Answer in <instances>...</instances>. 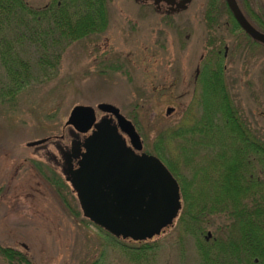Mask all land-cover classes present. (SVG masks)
I'll list each match as a JSON object with an SVG mask.
<instances>
[{
	"label": "rangeland",
	"instance_id": "rangeland-1",
	"mask_svg": "<svg viewBox=\"0 0 264 264\" xmlns=\"http://www.w3.org/2000/svg\"><path fill=\"white\" fill-rule=\"evenodd\" d=\"M26 1L41 7L49 0ZM206 3L191 0L186 9L163 17L150 4L107 0L106 31L72 43L54 79L33 83L14 100L0 103V245L23 251L34 264H89L101 253L108 264H138L85 218L76 197L63 189L80 215L70 212L52 183L58 170L27 143L62 134L69 139L64 125L75 105L108 102L138 123L142 150L152 153L159 131L200 119L197 69L208 55L209 41L220 47L234 106L264 140V44L250 43L234 31L225 12L218 25L207 29ZM249 3L264 17V0ZM167 107L174 108L169 115ZM172 147L176 155V143ZM183 173L191 178L187 170ZM222 221L213 217L208 231L212 234ZM142 242L159 245L155 259L143 264H199L194 238L183 232L179 217L172 227Z\"/></svg>",
	"mask_w": 264,
	"mask_h": 264
},
{
	"label": "trees",
	"instance_id": "trees-1",
	"mask_svg": "<svg viewBox=\"0 0 264 264\" xmlns=\"http://www.w3.org/2000/svg\"><path fill=\"white\" fill-rule=\"evenodd\" d=\"M238 2V1H237ZM107 0H49L33 7L26 0H0V103L14 100L33 83L56 77L62 56L74 42L107 30ZM239 4V2H238ZM242 12L264 33V17L241 0ZM225 12L234 31L242 32L225 0H207L204 11L207 29L219 24ZM201 62L202 115L191 125L161 130L152 144L177 179L184 206L180 226L195 241L199 264H264V140L246 124L234 106L224 79L223 56L216 41ZM135 127L140 130L136 121ZM173 143L178 153L173 154ZM191 174L187 179L183 170ZM52 183L74 215L65 193L66 183ZM220 217L206 240L208 225ZM95 226V225H94ZM119 247L131 262L154 260L159 245L137 242L129 245L95 226ZM4 264H34L23 252L0 245ZM89 264H108L101 253Z\"/></svg>",
	"mask_w": 264,
	"mask_h": 264
},
{
	"label": "water",
	"instance_id": "water-1",
	"mask_svg": "<svg viewBox=\"0 0 264 264\" xmlns=\"http://www.w3.org/2000/svg\"><path fill=\"white\" fill-rule=\"evenodd\" d=\"M152 1L154 5L165 2L169 10L178 11L191 0ZM225 2L242 30L252 40L264 44V33L246 18L237 0ZM97 107L112 113L117 124L110 119L95 122L91 105L77 104L71 109L68 125L79 133L87 132L92 126L94 130L85 139L79 168L73 170L69 164L62 167L64 179L76 194L82 215L94 225L115 238L150 240L177 217L181 209L179 183L159 157L144 151L137 153L143 149V141L119 107L108 102ZM173 110L167 107L165 114Z\"/></svg>",
	"mask_w": 264,
	"mask_h": 264
},
{
	"label": "flooded vegetation",
	"instance_id": "flooded-vegetation-1",
	"mask_svg": "<svg viewBox=\"0 0 264 264\" xmlns=\"http://www.w3.org/2000/svg\"><path fill=\"white\" fill-rule=\"evenodd\" d=\"M135 1L138 3H141V4L152 5L155 12L157 14H159L160 16H163V17L172 15L175 12H179V11L183 10V9H180L178 11H171V10H169V6L165 2H160L159 5H154L152 0H135ZM189 3L187 4V6L189 5ZM186 7L184 9H186ZM204 58H205V56L203 55L201 57V59L203 60ZM199 67H201V65ZM197 72H199V74L197 75V77H198L201 73V69L198 68ZM99 103H101V102H99ZM97 105H96V107H94L95 122H98L101 119H105V120L110 119V120H112L113 123L117 124V119L112 113H110L109 111H103V110L99 109L97 107ZM97 111L101 112L100 117L97 116ZM66 122H67V120L65 121L64 130L67 129V134H68L69 139H67L64 134L59 135V136H54V137L48 136V137H43V138L37 139V140H42V139H46V140H44L40 143L34 144L33 146H29V147H32L35 153L41 155V157H43L44 160L48 164H50L53 168L58 170V173H55V174H57V175H55V177L62 178V180L66 183L65 189L69 190V193H71V195H74L76 197V194L73 192L70 184L68 182H66L64 179V176L62 173V167L66 164H69L73 170H76L79 168V166H80L79 162L82 159V153L85 152V148H84L85 139L89 135L92 134L94 127L92 126L85 133H79V132H76V130L73 128V126L68 125ZM119 131H120V129H119ZM37 140H33V141H29V142H34ZM126 142H127V144H129V140L127 137H126ZM142 151L143 150H141L137 153H141ZM146 153H148V152H146ZM149 154H152V153H149ZM180 196H181V209H180L177 217L174 219L173 224L166 227V228H170L174 225L175 220H178L180 212L182 211L183 196H182L181 191H180ZM166 228H164V230ZM210 236H208L206 234V235H204V238L207 240ZM118 239L121 240L122 238H118ZM122 240H130V239H122ZM130 241H133V240H130ZM145 241H147V240H145ZM133 242H140V241H133Z\"/></svg>",
	"mask_w": 264,
	"mask_h": 264
}]
</instances>
